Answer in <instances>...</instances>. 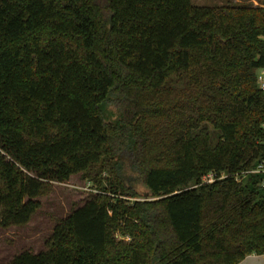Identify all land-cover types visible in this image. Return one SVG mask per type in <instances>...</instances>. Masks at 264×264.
Wrapping results in <instances>:
<instances>
[{
	"label": "trees",
	"instance_id": "1",
	"mask_svg": "<svg viewBox=\"0 0 264 264\" xmlns=\"http://www.w3.org/2000/svg\"><path fill=\"white\" fill-rule=\"evenodd\" d=\"M257 1L0 0V225L29 223L53 182L109 173L45 249L9 264H239L264 254V174L252 172L264 158ZM125 152L157 198H122L138 195Z\"/></svg>",
	"mask_w": 264,
	"mask_h": 264
},
{
	"label": "rangeland",
	"instance_id": "2",
	"mask_svg": "<svg viewBox=\"0 0 264 264\" xmlns=\"http://www.w3.org/2000/svg\"><path fill=\"white\" fill-rule=\"evenodd\" d=\"M228 0H192L195 5H216L224 4ZM237 0H233L236 2ZM257 3V0H254ZM47 28L41 30L45 35ZM259 78H264L261 69L258 71ZM148 103V102H147ZM145 103V105L147 104ZM105 116L108 121L116 122L120 117V112L109 105L104 108ZM150 121L154 124L158 117L154 114L149 115ZM127 159L125 175L133 186L137 196H123L126 201L133 203L136 200H150L157 197L151 195L144 183V179L131 166L129 153H124ZM109 175L108 171H99L96 168L79 172L71 176L67 182H53L46 187L39 196L41 200L40 209L33 215L29 223L25 225H13L2 227L0 225V264H9L12 258L23 250L38 252L47 247V240L53 233L54 227L60 219L67 217L76 207L83 205L92 194L100 193L106 185L105 178ZM248 174L242 179L247 180ZM250 184V181H247ZM114 235L117 240H129L128 235L123 231L116 230Z\"/></svg>",
	"mask_w": 264,
	"mask_h": 264
},
{
	"label": "built area",
	"instance_id": "3",
	"mask_svg": "<svg viewBox=\"0 0 264 264\" xmlns=\"http://www.w3.org/2000/svg\"><path fill=\"white\" fill-rule=\"evenodd\" d=\"M261 73L264 75V68L261 69ZM259 85H260V88L264 90V78L263 79L262 78H259ZM252 172L264 174V158L259 163V165L257 166V168L254 169V170H252ZM225 176H226V174L223 173L222 176H221V178H223ZM216 178H217V174L214 171H212L210 174H208L207 176L204 177V180L205 181H208V182H213V181H215ZM237 178L238 179L241 178L239 174H237Z\"/></svg>",
	"mask_w": 264,
	"mask_h": 264
},
{
	"label": "crops",
	"instance_id": "4",
	"mask_svg": "<svg viewBox=\"0 0 264 264\" xmlns=\"http://www.w3.org/2000/svg\"><path fill=\"white\" fill-rule=\"evenodd\" d=\"M239 264H264V254H249Z\"/></svg>",
	"mask_w": 264,
	"mask_h": 264
}]
</instances>
